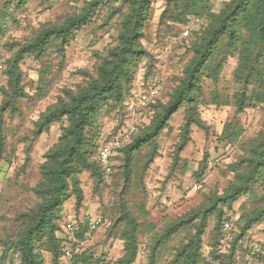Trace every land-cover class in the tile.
Wrapping results in <instances>:
<instances>
[{
    "label": "trees",
    "instance_id": "1",
    "mask_svg": "<svg viewBox=\"0 0 264 264\" xmlns=\"http://www.w3.org/2000/svg\"><path fill=\"white\" fill-rule=\"evenodd\" d=\"M207 1L166 0L155 27L154 44L149 48L142 40L146 37L145 25L150 19L153 0H88L78 12L67 14L60 22L39 26L5 60L1 67L5 84L0 87L3 97L0 104V161L6 144L5 113L19 112L21 100L27 97L20 66L23 59L32 56L40 60L52 50L63 55L75 32L97 16L102 8L109 13L108 17L118 19L114 44L95 53L91 70L78 69L76 72L81 75V81L74 87H62L56 101L41 111L33 122L31 132L37 137L47 132L52 124L66 120L60 125L57 141L46 150L44 160L38 165L40 178L31 188L37 199L36 206L18 215L21 227L13 243L19 256L16 264H43L40 245L51 254L53 264L63 263L62 255L67 247L72 250L73 259L81 264H108L101 256H95L90 247L83 248L82 245L99 229L85 238L87 223L86 213H81L80 209L84 194L79 175L88 173L93 191L99 194L103 188L114 189L118 175H121L127 190L130 183L136 182L135 172L140 173L138 178H141L159 155V136L181 107L184 108V122L171 156V172L186 166L180 154L191 140V126L208 132L209 127L200 116V104L235 106L234 116L225 122L221 131V140L237 139L241 127L234 118L247 108L261 106L264 115V0H228L218 12H212ZM193 17L200 18V24L196 29H190L188 36H182L183 28ZM3 34L0 22V38ZM231 50L237 53L233 77L240 86L238 91L229 96L215 89H203L204 79H218L224 54ZM160 53H164L165 61ZM166 61L181 65V73L175 80L165 73ZM156 79L162 80L159 94L136 109V129L116 148L112 170L106 174L98 161L99 148L116 137L127 120L135 117L127 109L135 96V87L148 89ZM38 84L35 93L41 99L47 89L43 80L39 79ZM205 95L209 97L205 98ZM107 111L114 115V123L106 137H101L102 116ZM205 166L204 158L201 170L194 174L201 176ZM226 167L232 178L222 192L204 194L199 205L170 219L161 230L156 229L160 217L157 216L156 221V215L144 208V204L140 207L145 212V223L123 201L108 209L102 203L99 207L103 216L101 227L111 209L114 213L118 211V215H111L108 235L116 234L122 239L123 253L113 264H134L140 247L146 250L144 264H156L164 244L180 231H186V241L175 249L169 264H244L248 244L264 242V226L258 227L264 221V193L254 188L256 183L264 180V117L256 134L242 143L240 154ZM243 196H247L250 207H240L238 218L232 220L223 207L232 209V204ZM70 197H74L71 218L64 212ZM209 218L213 219L207 243L209 250L203 255L202 237ZM68 221L75 224L73 231L66 233L72 240H65L60 235ZM224 223L229 227H224ZM144 225L145 239L141 240ZM225 236L228 244L222 250ZM76 238L80 243L75 242ZM254 264H264V254H258Z\"/></svg>",
    "mask_w": 264,
    "mask_h": 264
},
{
    "label": "rangeland",
    "instance_id": "2",
    "mask_svg": "<svg viewBox=\"0 0 264 264\" xmlns=\"http://www.w3.org/2000/svg\"><path fill=\"white\" fill-rule=\"evenodd\" d=\"M86 1L88 0H0V22L4 28V34L0 38V87L5 84L1 67L18 46L25 43L32 32L42 24L60 22L67 14L78 12ZM226 1L228 0H208L207 6L212 12H218ZM165 2L166 0L152 2L150 19L145 25L146 37L142 40L149 48L154 44L155 27ZM108 14L102 8L97 16L78 29L65 46L63 55L52 50L40 60L29 56L20 63L27 97L21 100L19 112L5 113L6 144L0 161V264H16L19 260L18 251L13 245L21 227L18 215L36 206L37 199L31 188L40 178L38 165L44 160L43 155L46 150L57 141L60 125L66 120L62 119L60 123L52 124L47 132L37 137L31 132L33 122L41 111L56 101L62 87H74L81 81V75L76 72L78 69L91 70L96 59L95 53L102 52L108 45L114 44L118 19L116 16L108 17ZM224 55L218 79L216 81L204 79L202 87L205 90L215 89L223 95L230 96L240 87L233 77L237 53L231 50ZM159 56L165 61L164 53H160ZM182 60H185V57ZM164 68L165 73L171 75L174 80L181 73V65L176 61H166ZM39 79L43 80L47 89L41 99H38L35 93ZM208 97L205 95V98ZM2 98L0 92V104ZM234 110L233 104L228 106L200 104V116L206 121L209 129L206 134L201 128L191 126V140L180 154L186 161L183 169L170 171L171 156L179 138V129L184 122V108L181 107L170 118L168 128L159 136V155L141 178H138L140 173L135 172L136 182L130 183L127 190L124 189L121 175H118L114 189L103 188L101 194L95 193L88 173H81L79 177L84 194L81 213L97 212L102 203H105L108 209L111 205L123 201L128 204L132 213L145 223V212L140 207L144 204V208L156 215V221L160 217L156 222V229L161 230L170 219L199 205L203 201L204 194L210 191L222 192L232 178L231 172L226 167L227 164L240 154L242 143L256 134L264 117L261 106L247 108L234 118L241 127L237 139L221 140L220 134L224 124L234 116ZM113 123L114 115L111 111L104 112L101 137H106ZM204 158L206 166L201 176H196L194 173H199ZM138 179L141 181L138 182ZM141 182L143 184H139ZM254 188L259 193H264V180L256 183ZM250 204L247 196H243L232 204V209L223 207V211L232 220H236L241 212L240 207L248 208ZM65 211L69 218L73 217L74 197H70L66 202ZM111 211L104 226L100 227L90 240L82 243L83 248L90 247L95 256H101L108 264L115 263L123 253L122 239L116 234L108 235V227L112 224L111 215H118V211L115 213L112 209ZM212 225L213 219L209 218L202 237L203 255L209 250L207 243ZM263 226L264 221L258 225L259 229ZM224 227H229L228 223H224ZM142 229L144 234H141V240L145 239V225ZM225 239L226 236L223 239L222 250L227 248L228 241ZM185 241L186 231L175 234L164 244V248L156 258V264H169L175 249ZM39 250L44 259L43 264H53L51 254L43 245L39 246ZM208 260L211 262L210 258Z\"/></svg>",
    "mask_w": 264,
    "mask_h": 264
},
{
    "label": "built area",
    "instance_id": "3",
    "mask_svg": "<svg viewBox=\"0 0 264 264\" xmlns=\"http://www.w3.org/2000/svg\"><path fill=\"white\" fill-rule=\"evenodd\" d=\"M200 24V18L193 17L191 18L189 24L185 29L182 31V36L186 37L190 34V29H196ZM162 87V80L156 79L153 84L148 89H143L140 86L135 87V96L133 100H131L128 105L127 109L135 115L132 116L129 120H127L126 124L121 127L118 131L116 137L110 139L108 142L104 143L98 151V161L101 168L105 171L106 174H109L112 170L113 165V154L115 153L116 148H118L126 139H128L133 132L135 131V118H136V109L138 107L145 106L147 101L151 98L159 94ZM194 188H197V185H194ZM86 223H87V232L85 233V238H89L93 231L98 230L102 223H103V216L99 211L95 212H87L85 214ZM75 228V224L71 221H68L65 224V230H63L60 235L66 240V233L73 231ZM73 239L72 237L67 238ZM76 243H80L78 238L75 239ZM249 251L244 256V264H254L257 259L258 254H264V242L263 241H251L248 244ZM145 248L140 247L134 264H144V255H145ZM72 250L67 247L63 251L62 255V264H81L78 261H75L72 257Z\"/></svg>",
    "mask_w": 264,
    "mask_h": 264
}]
</instances>
